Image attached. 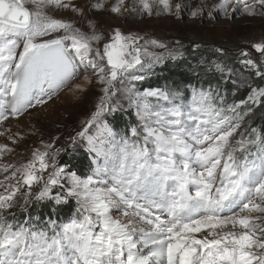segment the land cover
Masks as SVG:
<instances>
[{
	"label": "snow or ice",
	"instance_id": "obj_1",
	"mask_svg": "<svg viewBox=\"0 0 264 264\" xmlns=\"http://www.w3.org/2000/svg\"><path fill=\"white\" fill-rule=\"evenodd\" d=\"M87 9L264 18V0H93ZM62 10L85 15L73 0H0V123L63 89L97 88L67 138L87 146L90 171L62 167L65 149L51 141L27 162L0 164V264H264V33L211 56L194 43L195 62L180 65L189 79L153 85L156 65L183 56L179 40L108 32L96 19L85 31ZM109 116L128 117L122 131Z\"/></svg>",
	"mask_w": 264,
	"mask_h": 264
},
{
	"label": "rangeland",
	"instance_id": "obj_2",
	"mask_svg": "<svg viewBox=\"0 0 264 264\" xmlns=\"http://www.w3.org/2000/svg\"><path fill=\"white\" fill-rule=\"evenodd\" d=\"M93 0H73L79 7L85 9L83 18L79 17L71 10H62L56 13L58 18L71 20L77 23L82 30H87V20L96 19L102 29L110 32L112 28L118 27L124 32H134L140 35L156 38L175 46V41L182 43L206 42L220 45L228 50H233L237 46L248 47L246 41L258 42L261 34L264 33V18L256 17H237L235 21L229 22L223 17L215 21L205 19L193 20L186 12L182 19L177 20L174 17H132L126 18L125 15L110 14L108 12H90L87 5ZM114 2V0H110ZM195 4L197 0H189ZM31 7V5H28ZM183 45V44H182ZM154 51L163 52V49H154ZM254 51V50H253ZM258 55V54H256ZM168 57H165L166 59ZM80 81H83L81 76ZM75 83V81L73 82ZM84 92L61 90L57 96L53 97L46 105L37 109L30 110L31 115L24 114L17 118L0 123V145H7L12 152L0 155V164L27 162L31 158L34 149L41 148V142L54 143L55 147L65 149L57 157V162L61 163L68 155L67 152L76 149H83L87 152L91 162L92 157L88 152L87 146L81 142L78 146L71 145L68 141L69 136H74L76 131L82 127L81 122L86 119L93 110L96 102L98 89L89 85ZM111 116L107 118L108 119ZM9 137H12L10 139ZM61 138L56 143L55 138ZM87 174V173H86ZM3 174L0 173V179Z\"/></svg>",
	"mask_w": 264,
	"mask_h": 264
},
{
	"label": "trees",
	"instance_id": "obj_3",
	"mask_svg": "<svg viewBox=\"0 0 264 264\" xmlns=\"http://www.w3.org/2000/svg\"><path fill=\"white\" fill-rule=\"evenodd\" d=\"M200 44L201 48L198 51L204 52L205 56H211L212 53L209 50L210 48L214 47H222L220 45H215L211 43L206 42H192L188 41V43H182L183 47L180 49V51L183 53L182 57H178L177 60H173L170 58H166L163 60L162 63L158 64L154 68V74L150 75L149 77V83L153 85H163L166 82H171L172 80H187L189 79L188 76H186L183 72L182 67L180 66L184 60H187L189 62L194 63L196 60L195 52L197 50L193 49V44ZM246 95L245 89L241 87L240 92L237 94V98H243ZM231 94L229 95V101L231 102ZM128 120V117L125 116L122 120H116L110 117L108 119L109 126L113 129L115 132H120L123 130L125 122ZM256 123H260L259 115L257 117ZM68 155L65 160H62L61 163L65 164L66 168H70L72 171H77L83 173H88L90 171L88 165L90 163V160L88 158V154L83 149H76L71 152H67ZM71 213L65 209L60 213L61 218H67L70 216Z\"/></svg>",
	"mask_w": 264,
	"mask_h": 264
}]
</instances>
